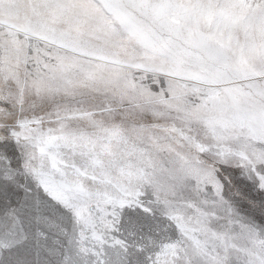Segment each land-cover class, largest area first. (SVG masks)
<instances>
[{
  "label": "snow or ice",
  "instance_id": "6c2138e0",
  "mask_svg": "<svg viewBox=\"0 0 264 264\" xmlns=\"http://www.w3.org/2000/svg\"><path fill=\"white\" fill-rule=\"evenodd\" d=\"M0 264H264V0H0Z\"/></svg>",
  "mask_w": 264,
  "mask_h": 264
}]
</instances>
